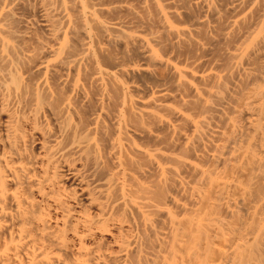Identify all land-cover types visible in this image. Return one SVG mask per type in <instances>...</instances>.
<instances>
[{
	"label": "bare ground",
	"instance_id": "6f19581e",
	"mask_svg": "<svg viewBox=\"0 0 264 264\" xmlns=\"http://www.w3.org/2000/svg\"><path fill=\"white\" fill-rule=\"evenodd\" d=\"M0 264H264V0H0Z\"/></svg>",
	"mask_w": 264,
	"mask_h": 264
}]
</instances>
